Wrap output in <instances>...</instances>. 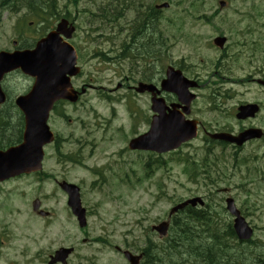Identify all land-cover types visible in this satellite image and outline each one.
Segmentation results:
<instances>
[{"label": "flooded vegetation", "instance_id": "1", "mask_svg": "<svg viewBox=\"0 0 264 264\" xmlns=\"http://www.w3.org/2000/svg\"><path fill=\"white\" fill-rule=\"evenodd\" d=\"M57 2L62 7L68 8L64 10L63 18L72 24L78 15L81 14L83 17L85 13L83 8L107 6V23L111 27L106 34L96 30L91 33L83 31L80 34L81 25L77 23L74 26L75 32L71 35L69 42L78 53L77 63L80 73L71 81L78 97L74 102L56 100L53 103L49 121L50 126L55 127L54 120H65L68 123L73 120L74 123L76 121L77 129L75 128V133L67 134L56 131L57 137L51 148L54 151L59 150L64 159L68 152H74L80 159L81 148L86 145L92 146L96 140L94 134L106 131L103 128L87 127L88 124L83 122L82 99L88 88L93 89L92 93L96 97L102 96L122 102L129 120H126V123L119 122L112 131L116 136L123 137L122 140L126 139L127 144L130 140V130L126 132L123 125L129 124L130 127L138 122L139 126L142 125V130L136 135L146 133L153 116L159 113V99L164 101L167 108L173 105L175 111L183 114L178 96L162 89L165 71L167 67L172 66L185 78L196 83L189 89L195 96L184 117L196 122L201 143L195 153L182 151L185 146L191 144L189 142L177 150L165 153L139 151L145 153L141 161L144 175H148V171L145 170L148 166L153 165L156 170H161L163 164L177 162L180 155L183 161L187 158L192 164L194 160L198 161L199 165L207 164L209 170L214 167L223 168V176L218 181L231 183L235 176L233 193L230 188H225L226 192H206L204 195L220 197L223 201L228 196L232 197L240 214L253 229L252 239L247 240L252 249L244 252L243 241L236 240L237 256L230 262L243 264L245 261V264H264V238L257 235L259 231H264V226H259L253 219L256 213L264 214L262 202L264 200V0H219L217 8L212 6L208 10L209 16L206 10L208 6L204 5V15L198 16L201 19V25L203 27L204 24L209 25L208 21L218 18L219 28L208 33L204 31L186 35V42L192 41L191 45L195 44V47L189 48V53L182 55L177 61L170 58L173 46L167 50L165 48L169 46L168 42H178V37L176 40H171L168 36V33H177L175 27L172 28V21L178 1L57 0ZM164 2L167 3L166 6H163ZM71 8L73 11L70 10ZM19 13L13 0H0V53L31 49L35 44L34 32L22 33L21 29L25 27V22H19L21 19ZM95 14L94 12V20L97 21V18L103 17L105 13ZM164 20L169 23L170 30L174 32H168L169 30L163 32ZM117 24L119 26L114 27ZM104 35L107 36V43L111 46L106 51V55L97 48L99 44H104L102 41ZM215 38L220 40L218 45L214 44ZM194 39L199 40L193 44ZM199 45L206 47L211 54L198 56L202 51ZM102 55L105 65H108L112 71V76L117 78L115 82L112 79L107 82V84H115L114 87L106 89L103 86L91 85L93 83L87 80L86 82L90 84H86L85 87L82 82L76 84L77 81L82 80L84 74L83 61L89 57L92 60L98 58L100 61H97V64L100 65L99 57ZM96 69L101 70L102 67ZM90 76L86 75L85 78L91 80ZM33 83L32 77L23 75L19 70L6 72L0 77V92L3 95L0 100V151L14 147L22 140L24 116L16 101L30 92ZM97 83H100V80H97ZM140 83L150 87L139 92L136 88ZM240 89L243 92L238 91ZM152 100L156 102L158 112L152 109ZM140 102L144 105L138 106L137 103ZM131 103L135 104L132 110ZM246 104H254L253 114L237 117L239 108ZM165 112L167 113L168 109ZM114 119L119 120L117 116L112 118ZM97 124L95 122V125ZM249 129L256 130L255 134L240 145L210 137L217 133L236 136ZM121 150L126 152L125 148ZM128 166V170L121 169L122 175L113 173L122 182L129 179L127 173H129L130 165ZM108 169H110L109 166L104 165L101 171L96 173L105 180L103 171ZM162 175L160 172V178ZM29 176L37 180L40 186L48 184L51 179L45 168L38 174ZM20 177L24 176L0 182V264H18V233L16 220L13 218L16 209L9 203L8 198H4L6 194L3 195V184ZM43 198L39 197L38 211L48 214L46 216L32 214L39 222L44 223L43 225H48L50 210L44 205ZM192 228H195V223L192 224ZM192 236L195 237V234L193 233ZM189 250L192 258L187 264H227L226 250L223 245L210 247L204 244ZM36 256L32 259L37 260L38 264H48L50 251L46 255L44 250L38 251ZM100 258L103 257L89 256L92 264H113L114 262L104 258L102 262H98Z\"/></svg>", "mask_w": 264, "mask_h": 264}, {"label": "rangeland", "instance_id": "2", "mask_svg": "<svg viewBox=\"0 0 264 264\" xmlns=\"http://www.w3.org/2000/svg\"><path fill=\"white\" fill-rule=\"evenodd\" d=\"M172 1H179L177 6H174L175 16H173V18H176L177 33H168V36L171 40H176V37H178V42H168L169 46L166 45L165 50L173 46L170 51V58L177 61L182 55L189 53V48L195 47L194 43L199 40L194 39V46H192V41L186 42V35L204 31L208 33L219 28L218 18L208 21L209 25L204 24V27L201 25V19L198 18V16L204 15V5L208 6L206 8L208 12L212 6L217 8L219 0ZM195 4H197L196 7H193ZM62 9L56 7L54 9L55 16L50 17L47 14L42 16L41 19H35L31 28L23 27L21 29L22 33L29 34L30 31L34 32L35 35L42 33L48 28L51 20L62 14ZM96 9L93 8L92 10ZM70 10L73 11L72 8ZM19 14L21 15V13ZM104 16L107 17V14H104ZM29 18L30 16L26 15L24 19L19 18V22L23 21L28 24ZM107 21L103 18V21L99 23L94 19L91 22L87 20L85 14H83V17L80 14L74 19V26L77 23L81 25L80 34L83 31L91 33L93 30L100 32L103 29L104 34H106L108 28L111 27ZM180 22H182V26H180ZM118 26L119 24L114 27ZM168 32L174 31L169 30ZM102 38L104 44H99L97 48H100L101 50L99 51L106 55V51L111 46L107 43L106 35ZM98 41L100 43V39ZM94 47L96 48V45ZM199 47L202 48V51L198 56L211 54L203 45H199ZM190 52L192 53L193 49ZM164 55L166 56V52ZM103 57V55L99 57L101 59L100 65L97 64V61H100L98 58L92 60L89 57L83 61L84 74L82 80L77 81L76 84L82 82L85 87L86 84H90L88 82H92L93 84L91 85L103 86L106 89L113 88L115 84H107V82L111 79L115 82L117 78L112 76V71L108 68V65H105ZM97 67H102V69L97 70ZM86 75H91V80L85 78ZM97 80H100V83H97ZM215 81L219 83L217 80ZM92 90L88 88L82 99L83 121L85 124H93L97 120L101 124L100 127H103L106 131H99V133L94 134L96 140L94 143L92 142L94 144L93 147L86 145L81 148V167H78L77 164L74 166L63 163L58 164V160L57 162L55 161L52 150L47 152L50 156L47 158L44 166L50 176H55L56 179L61 180L63 178L62 174L65 173L64 177L67 178L66 180L74 182L81 187L82 204L87 209V226L84 230L77 227L74 217L66 206L65 194L52 180L48 184L42 185L40 189H37V182L28 176L3 184V195L6 194L8 201L16 209L13 213V218L16 220L18 233V264H38L37 260L32 259L33 256L37 257L38 251L44 250L46 255L49 251L51 252L61 245H73L76 247L67 264H92L89 256H100L105 260L111 259L114 261L113 264H126L125 260L113 250V244L127 245L132 248H135L136 245L142 247L144 245L142 241L145 239L143 237L144 232H147L158 243L157 234L148 232L150 225L158 224L161 219H165L170 207L175 205L179 200H184L194 194L202 197L207 192L203 181L199 178L196 181L191 180L189 176L183 173L182 165L179 163L171 167L162 168L161 170H156L153 165H150L145 169L148 171V175H144V169L139 164V161L132 160L139 158L140 155L138 153H131L130 157L127 149V140H122L123 137L116 136L112 131L117 127L119 122L126 123V120H129L122 102H116L108 98L101 99V97L99 99L93 98L95 94L92 93ZM238 91L243 92L241 89ZM115 94L118 95L117 93ZM87 102L92 105V114L89 112L90 106ZM134 105L130 104L131 110ZM137 105L143 106L144 104L140 102ZM93 113H96V115L93 116ZM114 116H117L119 120H112ZM54 122L58 131L74 133L75 124L70 126L65 125L61 120H55ZM123 128L126 132L130 130V138H132L142 130V125L139 126V123L135 122L130 127L129 124H125ZM200 143V139H197L191 145L185 146L182 151H191ZM123 148H125L126 152L121 150ZM106 164L109 165L110 169L103 171L105 177L103 181L100 176L95 174H97V171H101ZM128 165H130L129 173H127L129 179L122 182L113 173L122 175L123 171L129 169ZM160 172L163 174L162 178H160ZM96 177H98V180H95ZM234 181L235 176H233L230 185L213 183V186L210 187L212 189L211 192L220 193L222 189L230 188L231 193H233L235 187ZM46 186H48L47 191H50L48 197H46L45 192ZM217 187L218 189H216ZM33 196L44 197L43 203L51 212L48 225H43L44 223L39 222L32 214L29 200ZM262 202L264 203V200ZM221 217L226 222L231 220L228 214H222ZM253 219L259 226H264V214L256 213ZM257 235L264 238V231H259ZM85 237L88 238L87 241L82 242V238ZM95 238L99 240L94 241L93 239ZM226 254L228 255V253ZM236 256V254L234 257L228 255L230 258L233 257L231 258L233 261L236 259ZM103 258L98 259V262H102ZM229 264L235 263L230 262ZM243 264H245V261H243Z\"/></svg>", "mask_w": 264, "mask_h": 264}, {"label": "water", "instance_id": "3", "mask_svg": "<svg viewBox=\"0 0 264 264\" xmlns=\"http://www.w3.org/2000/svg\"><path fill=\"white\" fill-rule=\"evenodd\" d=\"M65 27L66 21L58 23L56 30L40 39L33 50L15 52L8 56L0 55V68L6 66L0 72L19 67L25 74L35 78L30 94L23 102L19 103L20 108L25 113L22 142L17 147L0 153V180L20 173L36 171L40 168L43 157L42 147L53 139V135L46 124L48 111L57 99L75 100V95L69 89L68 77H66V75L70 76L76 72L75 52L68 43L62 42L59 36L63 34L67 38L70 37L72 27L67 29ZM191 84L186 82L179 72H173L171 69L167 71V78L163 81V87L176 92L182 103L186 105L189 104V100L192 98V94L187 91L188 86ZM239 111L237 116L245 117L252 115L255 110L253 105H247L240 107ZM248 131L242 133L240 137L228 138L225 135H216V137L240 143L245 138L252 136L250 131L253 130ZM195 135V126L189 122H184L179 114H163L162 119L157 123L153 120L147 134L132 139L129 147L157 150L159 152L167 151L177 148L182 142L191 139ZM60 187L67 193V204L79 221L80 226H84V209L80 204L78 187L64 181L60 183ZM197 200L200 199L195 198L183 202L175 206L171 212L187 203L195 204ZM37 207L38 202L36 200L33 202L34 210ZM227 209L235 215L233 227L236 235L239 238H248L251 235V230L239 216L231 200L227 201ZM166 228V223L153 227L160 235L165 234ZM70 251L71 249L67 248L58 249L51 256L49 264L58 261L64 263ZM125 256L131 264H137L140 257L129 252H125Z\"/></svg>", "mask_w": 264, "mask_h": 264}, {"label": "trees", "instance_id": "4", "mask_svg": "<svg viewBox=\"0 0 264 264\" xmlns=\"http://www.w3.org/2000/svg\"><path fill=\"white\" fill-rule=\"evenodd\" d=\"M18 2V6L26 8L29 12H32L35 14V16H39L41 13L44 12V10L49 9L50 11L55 8L52 5L53 0H15V2ZM14 3V0H13ZM47 3V4H46ZM182 214V213H180ZM183 215V214H182ZM186 212L184 211V216H179L176 220V223L173 222V229L170 231V234L167 236L166 240L167 243L165 245V260L170 262L173 258L174 255L181 256L184 254L186 260H190L191 255L190 251L187 252V248L192 246V242L189 239V232L191 228H189L190 224L188 222V218L186 217ZM232 231H228V235H232ZM150 239V238H149ZM150 241V240H148ZM203 246L201 244H196V247ZM154 247L150 246H145L143 249L146 253V256H150L153 264L157 262L159 259L158 257L156 258L157 254L154 252ZM182 259H177L173 261L171 264H178L179 261Z\"/></svg>", "mask_w": 264, "mask_h": 264}]
</instances>
